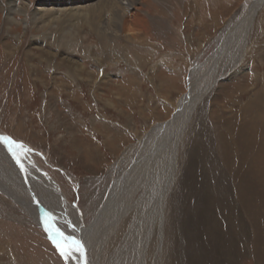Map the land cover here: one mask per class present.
Instances as JSON below:
<instances>
[{"label":"rangeland","instance_id":"obj_1","mask_svg":"<svg viewBox=\"0 0 264 264\" xmlns=\"http://www.w3.org/2000/svg\"><path fill=\"white\" fill-rule=\"evenodd\" d=\"M43 1L0 0V136L27 151L18 150V163L4 145L0 149L9 161L5 163L21 178L20 189L31 198L32 183L43 187L35 171L39 170L54 181L68 206L84 215L86 225L102 206L113 179L134 167L135 159L127 155L131 149L175 114L197 66L191 98L177 123L183 139L172 196L176 215L172 264H213L216 259L219 264H264V257L256 254L264 253V94L258 105L249 106L255 91L264 92V5L255 18L257 33L247 40L248 54L236 63L237 46L225 53L223 39L244 0H218V24L209 16V0H149L143 7L150 12L143 18L147 23L143 32L132 39L118 33L109 47L100 44L88 25L76 28L66 16L50 14L58 18L56 24L38 21V12L33 14ZM64 1L48 0L45 5ZM72 1L84 6L99 2ZM7 6L15 11L8 14ZM205 12L207 18L199 21ZM102 16L104 23L118 22L120 31L121 16V21L107 12ZM215 52L217 59H211ZM246 167L260 182L248 194V208L237 187V176ZM37 201H31L30 214L0 189V264H71L54 239L79 242L83 227L73 225V216L46 207L47 212L42 211ZM46 214L70 240L46 230ZM82 244V255L75 248L71 251L75 263H92ZM234 249L237 254L230 260ZM100 259L99 264H111L110 257Z\"/></svg>","mask_w":264,"mask_h":264},{"label":"bare ground","instance_id":"obj_2","mask_svg":"<svg viewBox=\"0 0 264 264\" xmlns=\"http://www.w3.org/2000/svg\"><path fill=\"white\" fill-rule=\"evenodd\" d=\"M23 1H27L30 4L32 3V0H23ZM46 1H48V0H46ZM46 1H43L44 3L40 5L41 7H38V9H35V11H34L33 16L37 15L36 14L37 12L39 14L38 21L39 20L40 21L45 20V22H46L45 24H47V25L51 22L56 24V19H58L61 16H64V17L66 16L67 21L75 22L77 24L76 28H78L79 24L81 25V27H82V25L84 26V24L88 25V27L91 29L92 33L97 37L98 41L100 42V44L103 47H109L110 42L116 41L118 33H121V34L127 33L128 37H130V39H132L133 36H135L133 34H136V35H137V33L139 34V32L144 30V26H146V24H147L143 18L148 17V15L150 13L149 11H146L143 8V7L149 5V0H99V2H97L94 5L89 4V5H85V6H84V4L83 5H77V3H79V2L73 3L72 0H65L64 3H66V4H63V5H61L59 3L47 4L48 6L49 5L50 6L51 5L57 6L58 7L57 9L55 7H52V6H51V8H46V6H47V5H45ZM208 3H210L209 4V6H210V9H209L210 15L209 16H211L210 18L214 20L215 24H218V21L220 20L219 18L221 16V13H220L221 2H219L218 0L217 1L209 0ZM214 5H215V8L213 7ZM263 5H264V0H244L243 7H242V10H241L238 18L235 21L233 20L232 25L230 26V28H228V30L225 33V36L223 39L224 43H226V45H227L225 53L229 52V50H232V48H236V46H237V50L235 51V53H238L239 56L236 57V59H235L236 63L240 62V60L243 59L244 57H246V55L248 54V51H246V49H245V48H247L246 47L247 40L249 41V38H251L252 36L254 37L255 33H257L255 18H256L258 11L262 8ZM62 6H64V8H59ZM75 6H77V7H75ZM3 8H4V6H3ZM7 9H9L8 6H7ZM14 11L15 10L9 9L7 12H8V14H11ZM102 12L103 13L107 12V13L111 14L113 17L118 18V19L121 16L122 23H121V26L119 25L120 31L117 30L118 22H115V24H110V23L108 24V23L102 22V20H101V16L103 14ZM14 14H16V13H14ZM50 14L58 15L57 16L58 18L50 17L49 16ZM204 14H205L204 17L202 15L199 16V21H203V19L207 18L208 14L206 12ZM46 16H48V17H46ZM47 18H49V21L47 20ZM70 18H72L73 20H68ZM102 18H104V17L102 16ZM121 19H119V20L121 21ZM109 21H110V19H108V22ZM64 22H62V23L64 24ZM105 22H107V21H105ZM110 22L112 23L113 21H110ZM109 27H111L112 29H110ZM79 28H80V26H79ZM109 30H111V31L109 32ZM145 34H146V32H145ZM126 40H128V39H126ZM217 53L218 52H215L211 56V59L213 57H214V59H217V57H218L217 55H219V53L218 54ZM228 55L229 54H227V57H228ZM234 56H236V55H234ZM229 59H231V58L229 57ZM209 60H210V58L207 59V64H208ZM233 61H231V62H233ZM195 68L197 69V66ZM195 68H193L192 71L190 72L189 92L184 97H181L178 100V103H177L178 109L175 112V114H173V116L171 117V119L169 121L162 123V124L155 125L152 129H150V131L147 134H145L143 136V138H141V140L137 143V145L135 147L133 146L134 147L133 149L130 148L131 152L129 154H127V153L126 154L127 155L131 154V156L135 159L136 162H135L134 167L129 171L127 170L128 173L127 172L120 173V175H118L117 177H115L113 179V181L110 185V188L108 189V192L105 196V199H104L102 206L100 207V209L98 211H96L93 214V216H91L92 217L91 221L88 222L86 225L82 222V218H81V216H84V215H81V216L78 215L81 213L77 212L74 208L68 206V204L64 200L63 196H61L59 194V191H58L59 188H57V185L54 183V181L51 180L50 178H47V176L45 174H43L42 172H40L39 170H35V171H37V176L41 180H43V187L38 185L37 182H35V184L32 183V187H30V189H29L30 193L28 192L29 196L31 197V198H29L28 194H25L20 189L21 188L20 186H22V184L20 182L21 178L19 179V177L17 176L18 174H15L16 170L14 169L15 170V173H14V171H12L10 166H8L5 163L8 160L5 157V155L2 153L5 150L2 151L1 149H0V189L4 193L8 194L10 196V198H13L16 202H18V204H20V206H22L24 208L26 207L25 208L26 211L30 214H32L31 211L33 212L31 201L33 200V202H34V200H38L42 211L47 212V210L44 208V207H46V208H48V211L54 210L60 214L65 213V215L68 216V218L72 219V216H73V218H74L73 223L74 224L73 223L72 224L73 225H80L83 227V230H82L83 231V233H82L83 239L79 241V244L83 243L82 244L83 247L91 255L92 263L87 261V264H99V261L101 260L100 258H102V260H104L108 257L111 258V264H172V260L175 259V253L173 252V248H174L175 242H176V241L174 242V236H173V232H172L173 222L175 221V220L173 221V218H175V216H176V215H174L175 209H172L173 208L172 206H175V205H173V200H172L173 197L172 196H173V191L175 189V184L177 183L176 182L177 177H178L177 174L179 173L178 167H177V161H178V154L180 153V150H181L180 144H181V141L183 139L182 128H181V131H180V129L178 130L177 128L179 125L177 123L180 120L178 118L181 115L183 107L190 100L192 92H193V82L191 80H192L193 74L196 73ZM213 84H214V82L212 84H210V86L211 85L213 86ZM210 86H207V89ZM260 94L263 95L264 92H259V91L256 92L255 91V93L252 95V99L250 100L249 106H251L252 104L255 105V103H256V105H258L257 100L260 98ZM194 104L195 103L193 102V105ZM192 107L193 106H191V109L193 110ZM192 110H190V111H192ZM263 117H264V115H263ZM252 127H254V126L252 125ZM239 134H241V133L239 132ZM246 134L244 135V137L247 136ZM241 136H243V135H241ZM261 139H262L261 143H263L264 138H261ZM250 140H251V138H250ZM250 140H249V143H250ZM243 142H244V139H243ZM245 142H246V140H245ZM241 144H242V142H241ZM1 145H3V144H1ZM188 145H189V143L187 144V146ZM189 147H190V145H189ZM189 147H187V148H189ZM192 147L193 146L190 147L191 152L193 149ZM246 148L248 149V147H246ZM246 148H244V149H246ZM259 150H261V149H259ZM193 151H194V149H193ZM243 151H242V153H245ZM185 153H187V152H185ZM245 154L247 155V153H245ZM245 154H244V157H245ZM127 155H125V156H127ZM192 155H194V154H192ZM189 156L190 157L188 159L191 158V154ZM253 156L255 157V155H253ZM132 157H130V158H132ZM257 158H259V156ZM23 161H25V160H23ZM23 161H21V162H23ZM240 161L242 163V160H240ZM255 161H257V160H255ZM10 163H12V162L10 161ZM132 163H134V162L132 161ZM14 164L17 165V163H14ZM14 164H12V165H14ZM242 165L245 166L244 164H242ZM17 167H18V165H17ZM17 167H16V169L19 168V167L18 168ZM22 169H23V167H22ZM238 169H239V167H238ZM258 171H257V173H258ZM21 172H19V173H21ZM241 172L242 173L244 172L243 173L244 176H242ZM241 172L237 176L239 183H240L239 186L237 185V187H239V191L241 193L240 194L241 198H242L243 202L246 201L245 204L247 207L250 203L249 195L251 194V192H253L252 190L255 191L256 187H259L258 185L260 182H258V178H256V176L253 175V173L255 171L250 169L249 167H246L245 169L241 170ZM213 174H215V173H213ZM134 175L136 177H134ZM240 176H242V178ZM30 178H31V176H30ZM129 178H135V180H133L131 182ZM32 179H33V177H32ZM259 181H261V180L259 179ZM134 191H136V192H134ZM257 192H259V191H257ZM135 193H137V194L134 196ZM237 193H238V191H237ZM209 196L210 195H207V201L209 200ZM253 196H251V197H253ZM239 198H240V196H239ZM253 201H255V200L253 199ZM208 203H209V201H208ZM251 204H252V202H251ZM53 206L58 208V210L54 209ZM255 206H257V205L255 204ZM171 212H172V214H171ZM125 214H127V215H125ZM228 223H229V221H228ZM240 225L242 226V222ZM74 227H76V226H74ZM214 227H215V225H214ZM175 228H176V226H175ZM204 229H206V228H204ZM212 230H213V228H212ZM210 232H211V230H210ZM213 234H218V232L217 233L214 232ZM228 235H230V234H228ZM227 240H229V238ZM230 241H229V243H231ZM217 242H219V241H217ZM177 247H178V245H177ZM216 250H220V248L217 246ZM229 250H230V248H229ZM233 251L234 252H231L232 256H231L230 260L235 258L234 254H237L236 249H234ZM218 252L220 253V251H218ZM229 253L227 252V254H229ZM176 254H178V253H176ZM227 254H226V256H228ZM256 254H258V256H260V258L264 257V253L262 250H256ZM178 256H180V254H178ZM67 257H68L69 262L71 264H76L74 261V256H72V254L70 256H67ZM227 260H228V258H227ZM213 264H219L217 259H216V261H213Z\"/></svg>","mask_w":264,"mask_h":264},{"label":"snow or ice","instance_id":"obj_3","mask_svg":"<svg viewBox=\"0 0 264 264\" xmlns=\"http://www.w3.org/2000/svg\"><path fill=\"white\" fill-rule=\"evenodd\" d=\"M0 144H3L7 150L13 154L14 157H17V162L19 163L18 160V150H23L27 151V149H24V146L17 141L11 139L10 137L7 136H0ZM52 219L51 214H46V230H48L51 234H53V237H61L64 241H68L71 238L70 237H65L63 236V233L60 232L58 228H54L49 221ZM54 243L56 244V247L60 250V253L62 256H70L71 251L73 248H75L76 251L80 252L81 255L83 254V249L82 246L79 244L78 241L72 240L71 244L67 243H60V241L54 239Z\"/></svg>","mask_w":264,"mask_h":264}]
</instances>
